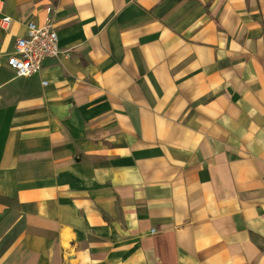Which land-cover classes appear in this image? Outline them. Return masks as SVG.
Wrapping results in <instances>:
<instances>
[{
    "label": "crops",
    "instance_id": "crops-1",
    "mask_svg": "<svg viewBox=\"0 0 264 264\" xmlns=\"http://www.w3.org/2000/svg\"><path fill=\"white\" fill-rule=\"evenodd\" d=\"M1 1L0 264H264V0Z\"/></svg>",
    "mask_w": 264,
    "mask_h": 264
},
{
    "label": "built area",
    "instance_id": "built-area-1",
    "mask_svg": "<svg viewBox=\"0 0 264 264\" xmlns=\"http://www.w3.org/2000/svg\"><path fill=\"white\" fill-rule=\"evenodd\" d=\"M2 1L0 0V11ZM48 13L50 9H47ZM12 20L4 17L0 20V28L8 30ZM67 56L58 47V36L50 19L42 26L29 22L26 25V33L18 38L13 47V52L7 60L8 67L18 78H30L41 71L42 64L46 60L57 58L59 55ZM45 84V82H43Z\"/></svg>",
    "mask_w": 264,
    "mask_h": 264
}]
</instances>
